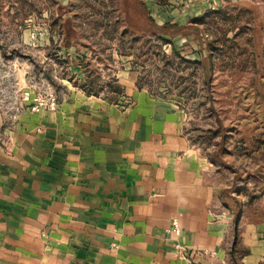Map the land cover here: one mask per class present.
Returning <instances> with one entry per match:
<instances>
[{
  "label": "crops",
  "instance_id": "obj_1",
  "mask_svg": "<svg viewBox=\"0 0 264 264\" xmlns=\"http://www.w3.org/2000/svg\"><path fill=\"white\" fill-rule=\"evenodd\" d=\"M130 74L116 101L68 86L55 110L0 112V264L264 260L255 226L222 211L181 111Z\"/></svg>",
  "mask_w": 264,
  "mask_h": 264
},
{
  "label": "rangeland",
  "instance_id": "obj_2",
  "mask_svg": "<svg viewBox=\"0 0 264 264\" xmlns=\"http://www.w3.org/2000/svg\"><path fill=\"white\" fill-rule=\"evenodd\" d=\"M125 1L0 0L6 123L25 90L60 97L80 89L84 73L104 84L131 73L138 89L178 107L222 211L239 231L254 225L264 246V0H139L157 25L196 22L197 36H160L125 18Z\"/></svg>",
  "mask_w": 264,
  "mask_h": 264
},
{
  "label": "trees",
  "instance_id": "obj_3",
  "mask_svg": "<svg viewBox=\"0 0 264 264\" xmlns=\"http://www.w3.org/2000/svg\"><path fill=\"white\" fill-rule=\"evenodd\" d=\"M131 3L133 4V8L135 10L133 16L130 14ZM123 5L124 7H126V10L124 11V13L126 14L125 18L127 17L129 20L135 18L138 21L144 22L146 28H149L151 27V25H153V30L160 36H168L179 32L183 33L185 31H188L190 35H196V33H198L199 31L198 27L195 24L196 22L184 26L169 24H164L161 26L157 25L148 17L147 13L143 9V6L141 5V3H139V0H126ZM69 32L70 28H67V33ZM115 82H117L116 79H111L109 82L104 84L99 74H97L96 72H91L88 74L87 72L84 73V80L81 84H79V87L87 95L95 96L100 95L105 91V87H107L108 91L104 98L108 101H116L118 95L122 93L123 87L120 84H116Z\"/></svg>",
  "mask_w": 264,
  "mask_h": 264
},
{
  "label": "built area",
  "instance_id": "obj_4",
  "mask_svg": "<svg viewBox=\"0 0 264 264\" xmlns=\"http://www.w3.org/2000/svg\"><path fill=\"white\" fill-rule=\"evenodd\" d=\"M21 95L22 96L20 100H14L8 107L11 112H18L20 110L22 102H27V108L34 112H40L44 110H55L58 107L57 95L51 88H47L44 95H34L31 97L29 90H25ZM170 230L177 235L180 234L181 230L177 218L172 219ZM186 261L190 262V259L187 258Z\"/></svg>",
  "mask_w": 264,
  "mask_h": 264
}]
</instances>
